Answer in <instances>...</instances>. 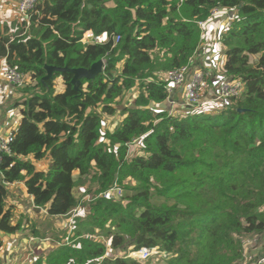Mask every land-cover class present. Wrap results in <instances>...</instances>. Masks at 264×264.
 <instances>
[{"label":"trees","instance_id":"obj_1","mask_svg":"<svg viewBox=\"0 0 264 264\" xmlns=\"http://www.w3.org/2000/svg\"><path fill=\"white\" fill-rule=\"evenodd\" d=\"M213 12L230 22L218 37L221 80L238 81L241 92L217 102L221 110L156 111L169 97L164 76L191 67L199 24ZM87 32L106 38L82 43ZM0 60L23 76L14 88L22 96L8 107L21 113L0 163V232L19 229L5 209L7 185L23 183L50 215L76 206L74 172L97 194L123 190L95 199L74 245L45 264H137L129 252L155 247L174 255L167 264H243L245 240L264 238V0H36L28 24L0 23ZM100 60L103 72L77 91L69 73L41 81L44 66L88 69ZM116 113L124 118L104 129ZM60 195L67 201L58 204ZM93 228L110 252L89 237Z\"/></svg>","mask_w":264,"mask_h":264},{"label":"crops","instance_id":"obj_2","mask_svg":"<svg viewBox=\"0 0 264 264\" xmlns=\"http://www.w3.org/2000/svg\"><path fill=\"white\" fill-rule=\"evenodd\" d=\"M225 14L219 12L211 19V24L215 27L214 32H211L208 37L211 45H208L209 47L206 48L204 53H202L203 47H201L200 54L195 56L190 67L193 71L204 70L209 72L212 81H215L216 78H221L220 74L223 62L221 63L220 60L223 58V48L218 42V37L219 34L223 32V29L226 28ZM13 24H16V22ZM208 24L209 22L206 23L205 31ZM105 38V36H102L101 39L104 40ZM212 44L217 46L216 52L212 51ZM210 58H213L212 61L209 60ZM4 67H6L4 61L0 60V72ZM212 75H214L215 78H213ZM58 80L60 82L58 87L61 88L55 91L61 92L63 89L61 79L57 78L54 81V84H57L58 82L56 81ZM212 81L209 83V91L204 94L207 99L203 97V101H214L213 97L216 89L213 86ZM17 86L14 87L5 82L2 78L0 79V136L12 132L20 120L21 108H8L14 100V92L19 98L22 96L21 93H18V90L15 91L14 88H17ZM181 99V89H178L174 92L173 96L159 107L160 109L168 111L169 114L179 115L178 113L183 112L181 111L180 106ZM157 108L158 107H155L154 109ZM121 118H124V116ZM35 167L37 169H42L43 166L42 163H38L35 164ZM75 173L76 172L73 173V176ZM7 190L8 199L6 201L5 209L9 210L11 213V224L13 226H18L19 229L15 234H5L0 232V240L2 242V247L0 248V264H35L39 259H42L39 264H45V258H48L58 251V246L55 247L51 244H59L57 243L59 241V238L57 237L59 236L54 235V225H51L54 216L47 213L48 208H37L32 204L31 198L26 193L23 183L7 185ZM40 231H43L45 235L43 236ZM32 244L33 248L31 247ZM66 247H69V245H66ZM244 254L245 263L247 261L248 264H257L258 260L264 256V238L261 236H252L246 239L244 242ZM106 256H108V254ZM111 257L114 258V255L112 254L110 258Z\"/></svg>","mask_w":264,"mask_h":264},{"label":"rangeland","instance_id":"obj_3","mask_svg":"<svg viewBox=\"0 0 264 264\" xmlns=\"http://www.w3.org/2000/svg\"><path fill=\"white\" fill-rule=\"evenodd\" d=\"M21 17L16 11V3L13 0H0V23L6 24V25H11V23H20ZM229 23L226 24L225 26H229ZM214 26L211 24V21L206 27V31H203L202 34V39H201V47H203L202 53L206 50L208 45H211V43L208 40V37L210 36L211 32H214ZM213 52L217 51V46L215 44H212ZM200 47V48H201ZM212 48V47H211ZM213 58H210L209 60L212 61ZM251 62L252 64L255 63V58L251 57ZM220 62H223V59L221 58ZM215 73V72H214ZM216 74V73H215ZM221 76V74H220ZM58 82L56 84L55 90H58L61 87H58V84H60L59 80L56 81ZM60 86V85H59ZM21 87V85H20ZM136 91L132 90L129 93H124L123 97L119 100H117V106L118 110L120 111L122 108L125 106L131 105L132 100L136 96ZM19 93V92H18ZM205 97V96H204ZM207 99V97H205ZM14 100H18V95L14 92ZM13 100V102H14ZM202 107L201 110L205 112L212 111L214 108L219 107V110H221L222 106H218L216 103L212 102L211 100H204L200 104ZM182 112L178 113L181 114ZM121 116L119 114H115L114 116L111 117H104L103 120V128L112 130L114 126L121 120ZM135 145H137V142H135ZM131 149L135 150L133 145H131ZM43 166V164H42ZM43 168V167H42ZM73 180L75 181V187L73 188L72 195L74 196V200L76 202V206L70 209L67 213H59L54 214V219H52L51 225H54V231L55 234L59 237V243L58 245L55 243H51L57 249H60L63 246H68V245H74L73 240H70V238L73 237L74 231L78 230L83 222L87 221V217L90 216V210H89V205H91L95 199L100 198V197H105V198H111L115 197L117 199H120L121 196H123V190L118 189L116 187V190L118 189L119 192H115V189L108 190L107 192L101 194H97V186L93 184L90 181V177H85L82 179H79L77 173L74 174ZM61 199H64L65 202L67 201L65 197L60 195L58 198H56L55 201H57L58 204L61 203ZM55 208H59V206L54 205ZM62 222V223H61ZM60 225V226H58ZM89 228H92L89 226ZM46 232V228H45ZM94 235L89 236L92 238V240L97 241V242H105L106 247H108V252H110L109 248V242L103 238V236H100V231L98 228H93ZM42 235L44 236L45 234L43 231H40ZM63 237V238H62ZM62 238V239H61ZM60 246V247H59ZM33 248V244L31 245ZM156 248V247H155ZM56 250V249H55ZM54 250V251H55ZM132 252V251H131ZM129 252V253H131ZM124 251L119 252V256L124 255ZM109 255V253H108ZM127 257V255H126ZM174 255L171 253L164 252L160 247L159 250L155 251L154 255L146 260L143 261H134L137 264H167L171 259H173ZM131 260V259H130ZM133 261V260H131Z\"/></svg>","mask_w":264,"mask_h":264},{"label":"built area","instance_id":"obj_4","mask_svg":"<svg viewBox=\"0 0 264 264\" xmlns=\"http://www.w3.org/2000/svg\"><path fill=\"white\" fill-rule=\"evenodd\" d=\"M13 1L16 3L19 16L28 24L30 19V10H32L36 0ZM217 13L219 12H213L206 23L210 22ZM206 23L199 24L202 33L205 30ZM101 38L102 37L94 36L91 32H87L83 35L81 41L85 44H99L104 41ZM113 40L115 43H117L119 37H114ZM210 77L211 75L209 72L204 70L193 71L190 67H183L178 71L169 72L164 76L165 88L169 95L167 100L173 96L176 90L181 89V109H192L200 106L203 101L202 98L204 97V94L209 91V82L212 81ZM1 78L14 87L22 83V76L8 66L4 67V69L0 72V79ZM208 80L209 82H207ZM212 83L216 89L215 95L213 97L214 103L220 102L221 100L230 97L238 96L242 90V84L238 81L221 80V78H216L215 81H212ZM12 141V132H9L4 136H0V163L2 155L8 154L10 152L9 145L12 143ZM114 191L119 192L118 189ZM157 250H159L158 247L150 249L143 248L128 253L126 258L133 261H143L152 257ZM257 264H264V256L258 260Z\"/></svg>","mask_w":264,"mask_h":264},{"label":"water","instance_id":"obj_5","mask_svg":"<svg viewBox=\"0 0 264 264\" xmlns=\"http://www.w3.org/2000/svg\"><path fill=\"white\" fill-rule=\"evenodd\" d=\"M228 14L229 16H232L233 11L228 12ZM44 70L46 72V75L42 78L41 80L42 82L50 80L54 74L69 73L72 75L70 84L72 85L73 90L77 91L81 80L90 81L103 72L104 62L100 60L96 63H93L88 69H83V68L69 69L67 67L56 68L52 66H44ZM159 110L160 108L156 109V111Z\"/></svg>","mask_w":264,"mask_h":264}]
</instances>
